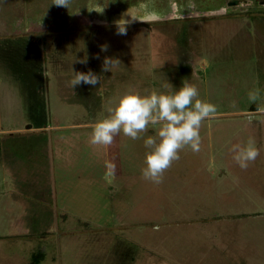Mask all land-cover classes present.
<instances>
[{"label":"rangeland","instance_id":"obj_1","mask_svg":"<svg viewBox=\"0 0 264 264\" xmlns=\"http://www.w3.org/2000/svg\"><path fill=\"white\" fill-rule=\"evenodd\" d=\"M86 2L107 4L103 14L78 6L98 21H79L78 13L26 22L27 8L0 3V53L17 40L13 58H29L46 109V124L35 127V99L1 53L0 264H29L39 251L40 264H264V5L223 13L204 9L205 0ZM130 4L132 15L161 18L141 17L148 22L133 21L118 35L110 16ZM106 56L122 64L103 71ZM89 69L100 83H81L73 94V71ZM182 79L217 113L201 126V150L181 151L162 183L142 176L143 136L89 143L92 124L121 91L179 87ZM256 88L261 99L250 103ZM248 137L259 156L242 170L229 149Z\"/></svg>","mask_w":264,"mask_h":264},{"label":"clouds","instance_id":"obj_2","mask_svg":"<svg viewBox=\"0 0 264 264\" xmlns=\"http://www.w3.org/2000/svg\"><path fill=\"white\" fill-rule=\"evenodd\" d=\"M71 2L72 0H53L54 4L68 10ZM84 6L89 12L103 14L107 4ZM79 8L75 11L69 10L70 14H78ZM124 15L130 19H125ZM135 20L137 19L132 18L127 9L121 18L114 21L117 34L126 35L128 26ZM101 51H107V45H102ZM80 62L86 63V58ZM121 64L118 58L106 56L103 60V71H112ZM73 72L74 77L70 82L73 94L75 87L81 83L92 86L100 83L101 76L91 69L87 72ZM247 96L250 103H256L261 99V91L259 88L250 90ZM216 113V105L200 98L199 89L188 79H182L179 87L167 82L162 86V90L153 89L143 93L128 87L113 98L112 107L92 124L89 143L107 147L113 144L121 133L132 140L141 139L143 136L146 151L144 167L141 169L142 176L149 182L160 184L164 173L174 161L179 160L181 151L185 148H190L194 153L201 150V126L205 120L214 119ZM150 128L154 130V135H145ZM229 151L232 160L242 170H246L249 163L259 156L253 137L232 144ZM107 167L114 169L112 164Z\"/></svg>","mask_w":264,"mask_h":264},{"label":"crops","instance_id":"obj_3","mask_svg":"<svg viewBox=\"0 0 264 264\" xmlns=\"http://www.w3.org/2000/svg\"><path fill=\"white\" fill-rule=\"evenodd\" d=\"M13 1V4L12 6L14 7V1L15 0H12ZM87 0H72L71 4L69 5V10L70 11H75L78 9V6L80 4H83V5H86ZM249 1V2H248ZM252 0H242L237 6H233L235 9H237L239 7V5H249L251 3ZM7 3V0H0V3L3 4V3ZM16 4L19 6H22V7H25L28 9V11H26V17H24L26 19V22L29 21V22H36V23H50V22H60V21H63V20H66L68 16H75L78 14H70L69 10L66 9L65 7H61V6H57L56 4L53 3V0H16ZM115 2V5L117 4V0H113L111 2V0H109L108 4L110 6V4H114ZM180 2V0H179ZM205 2L207 3L206 6H204L203 8L206 9V10H212V9H221L223 8L224 10L227 8V2L228 0H205ZM129 3H132L131 1ZM177 3V1H176ZM1 4H0V12H3L2 9H1ZM6 5V4H5ZM89 5V4H87ZM81 6V5H80ZM124 6V5H123ZM177 6H179L177 4ZM4 7V6H3ZM7 8L10 7V5H6ZM31 7V8H30ZM85 7V6H84ZM26 9V10H27ZM128 9V14L134 18V19H139L141 17H145L146 19H159L161 18V15L158 14V13H150V14H147L146 16L143 14H139L138 11H137V14L135 15H132L130 12L133 11V6L132 4H130L126 10ZM234 9V10H235ZM226 11V10H225ZM80 12V11H79ZM223 12V11H221ZM238 12V11H237ZM125 12H121V13H114L112 14V16H110V19H111V22H114L115 20L121 18L122 14H125ZM225 13V12H223ZM81 13H79L80 15ZM32 17H35V18H32ZM39 18V19H36V18ZM82 17V18H80ZM80 19L79 21H98L94 18H91V17H83V15H80ZM124 18L125 19H130V17H128L127 15H124ZM21 20V19H20ZM24 20V19H23ZM135 20V21H137ZM8 21V20H7ZM11 22H16L17 21V17L16 16H12L11 19H10ZM19 43V42H18ZM21 43V42H20ZM10 44V43H9ZM8 44V45H9ZM11 45H16L18 47L19 44H17V40H11ZM5 49V48H3ZM24 49V48H22ZM16 78H19V76H16Z\"/></svg>","mask_w":264,"mask_h":264},{"label":"trees","instance_id":"obj_4","mask_svg":"<svg viewBox=\"0 0 264 264\" xmlns=\"http://www.w3.org/2000/svg\"><path fill=\"white\" fill-rule=\"evenodd\" d=\"M19 48L20 47H18L16 45L9 44V47L2 49L1 50L2 54L1 53L0 54L2 56H5V54L8 55V58L13 61L11 63L12 69L14 71L16 70V72L20 71L19 74H16V75L19 76L22 79V81L24 80V86H25V88L27 90V94H28L27 96L31 100L35 99L34 103H33V101L31 102V109H29L30 110V115H29L30 119L32 120V123L35 127H41V126L46 124L45 103L36 100V98H37L36 88H35L36 84H33L34 78L31 80V77L32 76L35 77L36 73L33 72L31 70V68H29L27 65H25V63L30 65V63L27 62L29 58L27 59L25 54H20V59L25 60V63L23 60L21 63L19 62V60H18V62H16V60L13 58V55L15 56V53H16V51L18 52ZM23 67H24V70H20ZM31 72H33V73H31ZM35 80H36V78H35ZM40 102L42 103V106H41ZM43 258H44V253L42 251L35 252V253H33L31 261L29 264H40V262L43 260Z\"/></svg>","mask_w":264,"mask_h":264},{"label":"flooded vegetation","instance_id":"obj_5","mask_svg":"<svg viewBox=\"0 0 264 264\" xmlns=\"http://www.w3.org/2000/svg\"><path fill=\"white\" fill-rule=\"evenodd\" d=\"M263 4L264 5V0H252L251 1V3L249 4V5H253V4ZM231 6H227V9H226V11H225V13H227V12H230V10L228 9V8H230ZM239 9H238V12H241L242 11V8H240V7H238ZM235 8L232 6V12H235V10H234Z\"/></svg>","mask_w":264,"mask_h":264},{"label":"water","instance_id":"obj_6","mask_svg":"<svg viewBox=\"0 0 264 264\" xmlns=\"http://www.w3.org/2000/svg\"><path fill=\"white\" fill-rule=\"evenodd\" d=\"M242 0H228L227 6H237ZM239 8L235 9V11H238Z\"/></svg>","mask_w":264,"mask_h":264}]
</instances>
